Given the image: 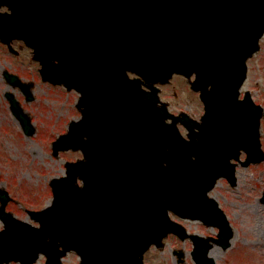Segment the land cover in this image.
<instances>
[{
  "label": "water",
  "instance_id": "obj_1",
  "mask_svg": "<svg viewBox=\"0 0 264 264\" xmlns=\"http://www.w3.org/2000/svg\"><path fill=\"white\" fill-rule=\"evenodd\" d=\"M0 41L23 39L44 80L80 93L52 150H80L65 174L50 179L52 200L28 210L34 226L5 211L0 188V264H60L76 251L79 264H145L151 244L169 233L191 239L195 264H216L212 243L230 245L233 230L208 195L216 180L236 184V162L263 160L264 108L249 91L240 99L246 60L264 33V0H0ZM129 72L134 77H129ZM186 76L204 105L200 122L174 116L154 83ZM32 99L30 83L3 75ZM142 85L149 88L144 90ZM10 110L30 135V118L11 92ZM160 102V104H159ZM170 118V122L165 121ZM180 121L187 138L177 128ZM246 157L240 160V153ZM81 181V185L78 183ZM172 213L218 228L217 237L188 234ZM212 243H211V242ZM179 262L181 252L177 253Z\"/></svg>",
  "mask_w": 264,
  "mask_h": 264
},
{
  "label": "rangeland",
  "instance_id": "obj_2",
  "mask_svg": "<svg viewBox=\"0 0 264 264\" xmlns=\"http://www.w3.org/2000/svg\"><path fill=\"white\" fill-rule=\"evenodd\" d=\"M259 43L258 51L247 60L248 71L241 94L245 90L250 91L253 100L264 107V35ZM11 44L18 53L13 54L0 44V187L11 197L6 210L36 225L26 209L41 210L49 204L52 198L49 180L64 175L65 161L81 157L80 151L73 150L59 151L54 155L50 148L57 136L66 131L68 122L80 116L76 107L79 94L43 81L38 74L39 63L32 58L31 49L21 41L15 40ZM5 70L18 75L24 82L32 83L31 100L26 99L18 86L6 82L2 76ZM161 89V98L170 102V111L185 110L194 118L203 113L198 93L189 88L186 78L174 76ZM7 91L12 92L30 118L33 134L26 135L14 118L4 97ZM180 129L185 133L182 126ZM259 138L264 150V115ZM236 175L235 186L220 178L209 193L226 213L234 231L228 248L224 250L214 246L218 248L215 261L217 264H264V160L247 167L238 165ZM172 217L189 233L216 236L218 232L217 227L205 226L200 221ZM2 227L0 221V229ZM163 241L162 248L152 246L145 252L143 260L147 264H177L173 252L180 249L183 264H194L190 258L192 243L188 238L180 240L170 234ZM44 259L40 254L37 264H42ZM78 261V256L69 252L63 257L62 264H77Z\"/></svg>",
  "mask_w": 264,
  "mask_h": 264
},
{
  "label": "bare ground",
  "instance_id": "obj_3",
  "mask_svg": "<svg viewBox=\"0 0 264 264\" xmlns=\"http://www.w3.org/2000/svg\"><path fill=\"white\" fill-rule=\"evenodd\" d=\"M217 250L218 248L217 247H213L211 250H210V257H212L213 259H216L217 256H218V253H217Z\"/></svg>",
  "mask_w": 264,
  "mask_h": 264
},
{
  "label": "flooded vegetation",
  "instance_id": "obj_4",
  "mask_svg": "<svg viewBox=\"0 0 264 264\" xmlns=\"http://www.w3.org/2000/svg\"><path fill=\"white\" fill-rule=\"evenodd\" d=\"M174 91V94H175V90H173Z\"/></svg>",
  "mask_w": 264,
  "mask_h": 264
}]
</instances>
